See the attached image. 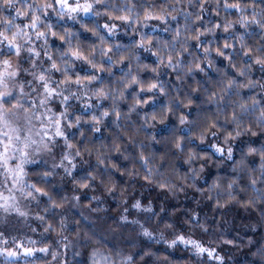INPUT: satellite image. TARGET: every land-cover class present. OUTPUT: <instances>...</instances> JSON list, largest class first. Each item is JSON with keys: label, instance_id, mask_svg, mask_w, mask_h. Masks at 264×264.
Listing matches in <instances>:
<instances>
[{"label": "clouds", "instance_id": "clouds-1", "mask_svg": "<svg viewBox=\"0 0 264 264\" xmlns=\"http://www.w3.org/2000/svg\"><path fill=\"white\" fill-rule=\"evenodd\" d=\"M0 264H264V0H0Z\"/></svg>", "mask_w": 264, "mask_h": 264}]
</instances>
